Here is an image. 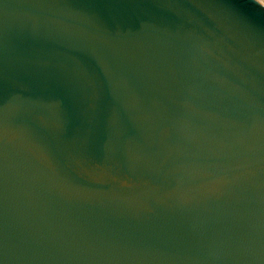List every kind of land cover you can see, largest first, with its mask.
<instances>
[{"label": "water", "instance_id": "1", "mask_svg": "<svg viewBox=\"0 0 264 264\" xmlns=\"http://www.w3.org/2000/svg\"><path fill=\"white\" fill-rule=\"evenodd\" d=\"M0 264H264V4L0 0Z\"/></svg>", "mask_w": 264, "mask_h": 264}, {"label": "bare ground", "instance_id": "2", "mask_svg": "<svg viewBox=\"0 0 264 264\" xmlns=\"http://www.w3.org/2000/svg\"><path fill=\"white\" fill-rule=\"evenodd\" d=\"M257 1H259V2L262 3V4H264V0H257Z\"/></svg>", "mask_w": 264, "mask_h": 264}]
</instances>
